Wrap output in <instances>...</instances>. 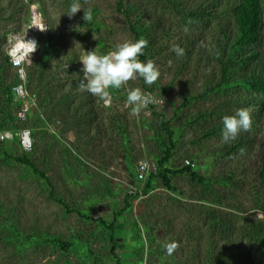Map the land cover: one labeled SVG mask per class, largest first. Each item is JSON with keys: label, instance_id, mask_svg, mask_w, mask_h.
I'll list each match as a JSON object with an SVG mask.
<instances>
[{"label": "rangeland", "instance_id": "obj_1", "mask_svg": "<svg viewBox=\"0 0 264 264\" xmlns=\"http://www.w3.org/2000/svg\"><path fill=\"white\" fill-rule=\"evenodd\" d=\"M72 2L73 0H0V60L8 54L9 37L25 34L34 22V10H38L41 22L48 27L44 36L52 32L55 46L63 51L69 50L79 59V63L72 66L70 71L64 69L60 60H55L53 65L63 66L58 71L61 75L58 83L60 98L62 91H73V96L67 103L84 112L92 102L89 98H84L89 92L80 87V80L77 83L72 80L73 76L83 78L80 58L95 49L98 54L95 44L100 39L113 45L133 40V24H130L127 16L137 22L141 15L144 30L152 26L146 35L155 41L153 50H160L156 60H153L159 69L160 75L156 82L160 88L151 96L136 76L122 85L119 93L107 90L105 95L91 96L96 103H102L106 108L111 106L114 110L108 115L107 109L106 112H97V118L86 123L83 128V133L85 130L87 132L84 141L92 146V154L89 155L95 165L89 173V168L67 166L68 161L64 158L60 142H56L53 150L48 144L52 130L66 144L70 143V134L73 133L76 138L75 118L66 112L61 113V118L48 120L51 127L45 128L46 140L38 143L33 155L34 162L49 176V181L9 158L8 154L11 157H21L24 154L16 138L9 142L0 141L2 148L5 147L4 151L0 148V264H221L219 254L224 252L227 255L221 257L223 264H264V254L247 239L242 230L245 217L264 221V212L254 209L257 193L264 200V180L260 179L264 111L260 112V103L253 101L257 96L236 104L230 101V97L214 94L207 100H199L190 107L179 110L185 97L202 93L207 85H216L220 79L218 58L221 43L224 42L225 32L233 37L236 29L232 14L233 1L124 0L123 11H120L119 0H79L82 8L97 11L92 21L98 27L93 30L82 26L83 9L72 18L65 14ZM203 6L214 16L199 20L183 13L189 10L196 12ZM44 36H39L36 53L29 65L43 49ZM183 41L190 47L189 51L194 52L193 55L184 51L183 57H177L173 49L184 44ZM5 75L12 78L17 74L15 70L9 69ZM169 84L172 86L168 88ZM129 89H139L142 94L154 97L156 102L153 105H156V110L165 115L169 126L174 130L177 145L169 166L177 168L186 165L187 161L193 162L196 171L209 180H216L213 189L205 190L202 186L191 183L188 176H177L173 181L179 191L174 194L163 188L160 182L154 183L152 192L142 199L130 193V177L135 173L137 164L148 160L157 166L158 159L162 156L158 139L162 137L161 140L167 141L168 136L160 125L161 118L153 117L148 104L138 114H131V108L126 104L127 96L122 95L124 92L127 94ZM230 93H237L241 98L247 91L235 88ZM224 108L228 115H233L240 108L247 109L253 116V122L254 116L259 119V114L261 115L260 129L252 126L248 131L252 140L247 137V132H241L235 141L224 143L222 131L209 139L201 140L204 132L200 130L215 128L222 123V113L207 123L202 121L191 127L183 126L187 125L188 119L193 120L203 112L214 109L222 112ZM112 114L129 128L134 144L132 168H126L120 162L121 156L115 159L114 155L109 156L107 168H97L103 163L93 153H100L107 147L106 151H109L118 141L116 122H111ZM45 116L48 118L47 114ZM97 124L99 129L92 127L90 131L87 130V125ZM243 138H248L249 144L246 141L242 147L233 149ZM119 146L120 152L125 154L122 145ZM64 148L67 149V146ZM66 167L69 168L68 174ZM99 171L105 175H101ZM232 174L239 182L233 185L234 189L223 184L226 177ZM50 183L54 187L55 197L50 191ZM204 198L215 204L221 203L222 206L207 202L204 205L201 201ZM88 202H91L90 205L85 204ZM206 205H211L216 214L227 217L231 222L226 232L212 221ZM58 208L62 209V213ZM233 208H238L241 212L233 211ZM97 219H103L109 224L117 222L115 235L118 247L115 255L111 253L112 245L108 237L97 234ZM17 234L24 236L23 238L33 236L36 239L30 244L21 243ZM211 242H216L214 259L208 257ZM61 243H70L72 248L64 251ZM168 243L176 245L172 255L165 251L164 245Z\"/></svg>", "mask_w": 264, "mask_h": 264}, {"label": "trees", "instance_id": "obj_2", "mask_svg": "<svg viewBox=\"0 0 264 264\" xmlns=\"http://www.w3.org/2000/svg\"><path fill=\"white\" fill-rule=\"evenodd\" d=\"M233 1V7H232V14L233 18L235 20L236 29H235V35L233 37H229L225 32L224 42L221 43V51H219V58L218 61L220 63L221 67V76L216 85L212 86H206V89L195 96H187L184 98V102L182 105H180L179 110H184L187 107H190L194 102H197L199 100H207L214 94L216 96H223V97H230V101L239 104L240 101L248 100L250 98L253 99V97H256L254 102L257 101L260 103L261 111H264V4L263 0H232ZM175 4V2H174ZM118 7L120 11H123L124 7V0H119ZM93 10V18L97 15V11L95 9ZM180 12V11H179ZM182 13V12H181ZM187 17L193 18V19H204L206 16L213 17L214 14L207 12L206 7H202V9H199L198 11L189 10L183 12ZM139 21L133 22L129 16V22L130 24H133L131 26V31L134 36L133 40L138 39H145L147 41V46L143 49V55L139 57L142 61L147 60H154L157 58V55L160 53V50L157 51L153 50L154 43L152 38H149L146 33L148 32V29H150L152 26H149L147 30H144L145 26L143 23V18L141 15H139ZM83 27L90 28L91 30L96 29L98 25L94 21L90 22H83ZM50 29V28H49ZM88 35V34H87ZM42 37L44 35H41ZM44 45L43 49L39 51V54L35 56L34 61L29 67H27L28 71V85L30 89L38 96V109L31 112L29 115V118L26 122L20 123L17 120L16 111L18 109V104L15 101V96L13 92V88L19 83L18 76L14 75L12 78H7L5 75L6 71L11 69L10 64V58L6 54L4 59L2 61L0 60V133L6 130H14L15 132L21 130L22 128H30L33 130V141H34V147L32 152L22 154V156L17 157H11L10 159H14L20 164L25 165L29 170L33 171V173L41 175L46 181H49V176L45 175L43 173L42 168L37 166V164L33 160V155L38 147V143H42L46 140L47 131L45 128H47L48 124H50V121H52L53 118H61V113H67L69 115H72L75 118L74 121V128L76 131V141L75 146L77 148L78 152H88L91 150H88L89 144H86L85 137L87 135V132L83 133V128L85 127L86 123H91L93 119L97 118L98 113L100 112H106V109L109 112H112V107L106 108L102 103H96L95 100L92 99V94L87 93L88 95H84V98H89L92 102L88 106V108L84 109V112H80V108H73L71 105H69L67 102L71 97L73 96V91L66 92L65 90L62 91L61 94L62 97L60 98L59 94L60 89L58 85L60 86L59 81H61L59 78H61V75H59L60 72L59 69L63 68V66L53 65L55 60H60L64 64V69L66 71H70L72 66H76V63H79L78 57L69 50H60L58 49L54 44V35L53 33H49L48 36H44ZM183 43L180 46L185 52H188L189 55H193L194 52L189 51L190 47H188V44L183 41ZM98 48V54H106L107 52L114 49L115 45L109 44L106 42V40L100 39L97 44H95ZM183 57V56H182ZM156 60V59H155ZM183 62V60H180ZM179 61V62H180ZM185 65H183L184 67ZM54 69H57L56 71H53ZM78 69V68H76ZM80 70V69H78ZM82 71V70H81ZM83 72V71H82ZM232 77V78H231ZM82 77H75L73 76L72 80H76V83L80 80H82ZM138 79L142 82L143 88L151 93V96L155 93L156 89L160 88V85L158 82H154L151 85H147L144 83L143 78L138 76ZM77 85V84H75ZM33 86V87H32ZM172 86V84H169L168 88ZM241 89L246 90L247 93L239 98L237 96V93H230V90L232 89ZM111 93H119L121 92V89H109ZM127 94L124 92L122 95ZM248 94V95H247ZM58 97V98H57ZM88 99V100H89ZM260 101V102H259ZM149 110H151V113L153 117H160L161 122L160 125L162 129L165 131V134L168 136V140H161L162 137L156 133L159 138L160 147L162 149V156L158 159L157 167L159 169L157 174L151 175L146 187H145V193L149 194L152 192L154 183L160 182L162 184V187L166 190L170 191L171 193L178 192V188L174 184V178L177 176H188L190 179V182L195 185L202 186L205 190L213 189L214 184L216 180H209L206 176L202 175L200 172L196 171L193 168L194 163L190 162V165H183L181 167L172 168L169 166V163L175 156L176 152V141L174 139L175 132L171 129L169 126V122L166 119L164 114H159L156 110V105H153V103H149ZM104 107V109L102 108ZM85 108V107H84ZM89 109V111H87ZM83 110V109H82ZM114 110V109H113ZM214 109L211 112H203L202 114H199L198 116L187 120V125L191 127L193 124H199L200 122L204 121L205 123L209 122L212 118H214L216 115L222 113V116L228 115V111L226 108L224 110ZM227 111V112H226ZM98 112V113H97ZM47 114L48 118H46L45 114ZM110 117H113L112 121H114L115 129H116V135L118 138L117 142H120V145H122L124 149V153H131V135L129 132V128L126 125V123H123L120 120H117V117L115 114L110 115ZM252 117V126L253 128L260 129L259 123L261 120V115L259 114V119L255 118L254 116V122H253V116ZM81 121L83 122V126H81ZM61 122V121H60ZM48 123V124H47ZM70 123V122H68ZM77 125V126H76ZM99 124L97 125H87V130H91L92 127H96L99 129ZM222 123L218 124L215 128L200 130V132H204L201 136V140L209 139L217 134H219L222 131ZM89 128V129H88ZM73 129V130H74ZM96 129V130H97ZM86 133V134H85ZM52 134V135H51ZM48 144L50 145V149L53 150L55 145H57L56 142L59 143V135L57 132L51 133ZM115 135V136H116ZM119 135V137H118ZM247 137L252 140V137L250 135V132L247 131ZM38 138V142H37ZM243 138L242 141L238 142L237 145L233 149H238L242 147L246 141L247 144H249V140ZM92 139V138H90ZM95 140V139H93ZM260 144V152H261V166L262 171L260 175V179L264 180V140L261 139ZM18 141V139H16ZM3 142V141H1ZM7 142V141H6ZM9 142V141H8ZM61 142V141H60ZM98 144V143H97ZM0 148L2 151H4L5 147L2 148V143H0ZM18 145L20 146L19 142ZM86 145L88 147L86 148ZM21 148V147H20ZM22 150V149H21ZM161 151V150H160ZM7 157V155L5 154ZM47 160V158H46ZM8 161V160H7ZM67 171L69 168H66ZM137 171V170H136ZM137 176V175H136ZM236 180V181H235ZM138 182V180H137ZM238 180L234 178V174L229 175L224 180L223 184L227 185L229 188H233V185L238 184ZM50 188L54 196V187L50 183ZM133 198V196H130ZM137 197V196H136ZM256 199V207L254 209L260 210L264 212V200L260 198V193H257L255 195ZM59 202V200H57ZM204 205L205 202L210 203L212 205L222 206L221 203L215 204L212 200L209 199H202ZM60 203V202H59ZM207 213L212 217V221L214 223L219 224V226L222 227V230L226 232L228 230L229 220H227V217L221 216L219 214H216V211L211 205H206ZM67 207V205H65ZM68 208V207H67ZM238 211L239 209L233 208V211ZM68 211L70 209L68 208ZM241 212V210H239ZM226 215V214H224ZM235 217V215L233 216ZM89 219V218H88ZM93 220V219H92ZM243 224V233L251 240L253 244L259 247V250L262 254H264V221L263 220H251L249 217H245ZM95 224H98L96 226L98 228L97 234L100 236H107L110 243H111V253L115 255V251L117 249V242H116V235H115V225L116 223H106L103 219H97L95 220ZM140 234V233H139ZM141 235V234H140ZM24 236L18 235L17 238L20 240L21 243H27L30 244V242L33 239V236ZM45 242V241H44ZM61 248L64 251H68L72 248V244L70 243H61ZM208 257L210 256L211 259L213 256L216 255V242H211V246L208 248ZM90 253H92V250H89ZM220 255V261L221 264H223V260L221 257L226 256L227 252L221 253ZM214 259V257H213Z\"/></svg>", "mask_w": 264, "mask_h": 264}, {"label": "clouds", "instance_id": "obj_3", "mask_svg": "<svg viewBox=\"0 0 264 264\" xmlns=\"http://www.w3.org/2000/svg\"><path fill=\"white\" fill-rule=\"evenodd\" d=\"M81 9L84 10V21L90 22L93 19V10L82 8L79 0H73L65 14L72 18ZM185 31H187L186 27ZM9 44V55L13 62L24 57L31 61V55L38 47L35 40H29L26 37L21 39L18 36L9 37ZM146 46L147 41L141 38L118 43L106 54H97L96 49L86 52V55L80 58L83 64V79L80 87H84L92 95H105L107 90L120 89L122 85L130 79H135L136 76L143 78L147 85L153 84L160 75L158 67L150 59L147 61L139 59ZM173 51L177 57L184 55V50L179 46ZM154 102H156L154 97L142 94L139 89H129L127 92L126 104L131 108L132 115L138 114L144 105ZM222 125V141L229 143L235 141L241 132L251 129L252 117L247 109L240 108L233 115H225L222 118ZM164 248L168 255H172L176 245L168 243L164 245Z\"/></svg>", "mask_w": 264, "mask_h": 264}, {"label": "built area", "instance_id": "obj_4", "mask_svg": "<svg viewBox=\"0 0 264 264\" xmlns=\"http://www.w3.org/2000/svg\"><path fill=\"white\" fill-rule=\"evenodd\" d=\"M34 22L32 26L29 27V30L18 37L21 39L25 38L29 40H35L38 44L39 42V35H44L47 33V26L43 22H41L42 17L38 10H34L33 13ZM40 21V24H39ZM8 49V57L10 58V64L13 70L16 71L18 76L19 83L13 88L15 101L18 104V109L16 111L17 120L20 123H24L28 120L29 115L31 112L38 109V96L30 89L28 85V71L27 67L30 64V60L27 57L18 58L13 62L12 57L9 55ZM36 53H32L31 60L33 55ZM51 127L50 124L47 125ZM51 133H55L52 130ZM18 139L20 147L24 152L30 153L34 147L33 141V130L30 128H22L21 130L15 132L14 130H6L0 133V141L8 142L12 139ZM191 163L187 161L186 165H190ZM159 171L156 165H153L148 160H142L139 162L137 166V180L138 185L131 184L132 187L130 188V193L137 198L142 199L147 194L145 193L146 184L151 175L157 174Z\"/></svg>", "mask_w": 264, "mask_h": 264}, {"label": "crops", "instance_id": "obj_5", "mask_svg": "<svg viewBox=\"0 0 264 264\" xmlns=\"http://www.w3.org/2000/svg\"><path fill=\"white\" fill-rule=\"evenodd\" d=\"M68 138H69L68 141L70 142L69 144H66L61 138H59V140L61 141V142L59 141L60 145H61V148L64 149V154H65L64 158L65 159L67 158L66 161H68L67 162V166L68 167L74 166V168H77V167H82V168H86V169L89 168V170L87 171L89 173V171H91L92 168L93 169L95 168V165L91 162L92 157L89 155V154H92V151H88L86 153L78 152L76 146L74 145L75 141H76V138H75L74 134L73 133H72V135L70 134V136ZM131 139H132V137H131ZM97 145H99V143ZM119 145H120V142H117V143H115V146L111 147V150H109V151H106V150H108V147H107L104 151H102L100 153L99 152H96V153L94 152L93 153V155H96V156L100 157V160L103 163L100 167L97 165L98 166L97 168H107L106 167L107 166V160H108L109 156H112V155L115 156V159L121 156L120 162L123 163V165L126 168H132V166H131L132 158L131 157L133 156L132 153H133V150H134L133 141H131V143H130L131 148H132V151H131L130 154L129 153L122 154L120 152V150H119V147H120ZM65 146H67V149L64 148ZM91 149H92V146H89L88 150H91ZM123 158H125V160H122ZM138 164H137V166H138ZM137 166H136L135 170H137ZM68 167H66V168H68ZM111 168H114V167L112 166ZM99 172L101 173V175H105L102 171H99ZM133 173L134 172H132V174ZM66 174H68L67 169H66ZM136 175H137V171H135V173L133 175H131V177H130V179H132V181L130 183H132L134 185H138L137 176ZM106 181H107V179H106ZM78 182H80V181H78ZM107 182H109V183H111L113 185L112 182H110V181H107ZM81 186H82V184H81ZM113 186H115V185H113ZM109 199H111V198L109 197ZM90 203L88 202V203H85V204H87V205L89 204L90 205ZM59 205H61V204H59ZM58 209L62 213V209H60V208H58ZM116 225H117V222H116ZM117 247H118V243H117Z\"/></svg>", "mask_w": 264, "mask_h": 264}]
</instances>
